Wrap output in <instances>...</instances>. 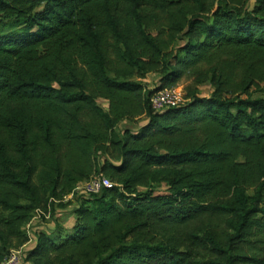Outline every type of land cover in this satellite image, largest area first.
<instances>
[{
	"label": "trees",
	"instance_id": "obj_1",
	"mask_svg": "<svg viewBox=\"0 0 264 264\" xmlns=\"http://www.w3.org/2000/svg\"><path fill=\"white\" fill-rule=\"evenodd\" d=\"M248 2L0 0V258L30 237L36 264H264V0ZM183 78L186 104L156 112ZM97 171L114 187L68 211ZM48 206L54 231L28 236Z\"/></svg>",
	"mask_w": 264,
	"mask_h": 264
},
{
	"label": "rangeland",
	"instance_id": "obj_2",
	"mask_svg": "<svg viewBox=\"0 0 264 264\" xmlns=\"http://www.w3.org/2000/svg\"><path fill=\"white\" fill-rule=\"evenodd\" d=\"M255 2H256V0H249V2L247 4V8L250 9V10H252L254 8ZM160 79H161V75L158 74V73L149 74L143 80V87H144V90H145L144 93L145 94H149L151 91L157 89L160 86V82H161ZM189 84H190V82L188 81V79L187 78H183L181 81L178 82V84L176 85V87H180V88L186 89V87ZM211 91H212V89H211L210 86H208V85L202 86L200 88V95L202 97H208L211 94ZM261 94L262 93H259L257 95H261ZM98 103L102 107H104L106 110L109 108L108 101H106L104 99H99L98 100ZM147 123H148V118H147L146 115H143L142 117L137 118L135 120H130V121L125 120V121H122L117 126L116 131H117V133H120L121 135H123L124 132H135L136 133L144 125H146ZM93 176H104V177H107V176H105L104 173H102L100 171L99 172L98 171L95 172L93 174ZM145 190L146 189H141L142 192H146ZM167 195H170V193H169V187L165 183L160 184L154 190V196H167ZM82 197H87V196L83 195L81 193V191H78V190L75 193H73L72 195L66 197L63 202L66 203V204L68 202H71L73 204L72 207L68 211H71L73 209V207H75L77 205L78 201ZM47 209L50 210L49 213H48L49 215H47V216H49L47 219L46 218L44 219V217H43V218H39L37 220H34V219H36V217L38 215L37 212H36L35 213V216L31 220V222L26 225L25 231H26V233H27L28 236L31 233V230H30L31 227L36 226L37 224H39L40 222H43V221H45V224L42 225V227L35 229L34 230L35 233L41 232L40 230H42V231H48V232H53L54 231L53 225L51 226V224H53V223H51V220H50L52 218V215H53V210H52V208L50 206H48ZM57 209L58 208H56L55 215H59V214L61 215V213H59V212L64 213V211H65L63 209H61V210L60 209L57 210ZM60 215L58 216L60 220L61 219L62 220L65 219V216H60ZM74 223H75V220L72 219V220H70V222H68L65 225H66L67 228H70V227L73 226ZM38 226H40V225H38ZM10 243L12 244L10 246L11 249H10V251L8 253H6V255H8L11 251H21L24 254V258H23L21 264H36V262H34L33 260H28L27 259V251H28L29 248H32L33 246H35V241L33 243L32 240H31V238L28 237V239L26 240V243L23 245V244H21L22 243V240L21 239H19V238H11L10 239ZM5 256L3 258H0V264L3 263ZM37 264H39V263H37Z\"/></svg>",
	"mask_w": 264,
	"mask_h": 264
},
{
	"label": "built area",
	"instance_id": "obj_3",
	"mask_svg": "<svg viewBox=\"0 0 264 264\" xmlns=\"http://www.w3.org/2000/svg\"><path fill=\"white\" fill-rule=\"evenodd\" d=\"M187 102L185 97V91L180 87H173L164 90H160L153 94L151 97L152 108L158 112H164L170 108L180 107L185 105ZM114 183L107 177L104 176H93L89 180L80 183L75 192L81 191L83 195L91 196L99 194L105 188H113ZM74 192V193H75ZM50 210L45 211L44 209H38L37 217L34 220L39 218H48ZM24 258V254L21 251H11L8 255L5 256L2 264H21Z\"/></svg>",
	"mask_w": 264,
	"mask_h": 264
},
{
	"label": "crops",
	"instance_id": "obj_4",
	"mask_svg": "<svg viewBox=\"0 0 264 264\" xmlns=\"http://www.w3.org/2000/svg\"><path fill=\"white\" fill-rule=\"evenodd\" d=\"M74 225V224H73Z\"/></svg>",
	"mask_w": 264,
	"mask_h": 264
}]
</instances>
